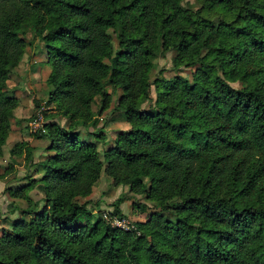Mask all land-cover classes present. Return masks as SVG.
Segmentation results:
<instances>
[{
  "label": "trees",
  "instance_id": "trees-1",
  "mask_svg": "<svg viewBox=\"0 0 264 264\" xmlns=\"http://www.w3.org/2000/svg\"><path fill=\"white\" fill-rule=\"evenodd\" d=\"M195 2L0 0V155L17 104L7 80L28 30L47 48L44 104L54 111L37 132L48 140L39 176L8 188L28 207L5 212L0 264H264V0ZM169 50L173 67L197 64L191 80L151 77ZM108 85L129 128L101 156L92 104L109 106ZM141 96L153 104L141 108ZM23 146L32 161L23 141L11 153ZM102 170L152 203L146 220L92 218L79 198ZM34 186L40 200L27 193ZM111 214L123 217L117 201Z\"/></svg>",
  "mask_w": 264,
  "mask_h": 264
},
{
  "label": "rangeland",
  "instance_id": "rangeland-1",
  "mask_svg": "<svg viewBox=\"0 0 264 264\" xmlns=\"http://www.w3.org/2000/svg\"><path fill=\"white\" fill-rule=\"evenodd\" d=\"M197 5L195 0H189ZM108 33L111 35L114 48L118 45L116 32L113 28H109ZM30 40L20 62L12 68L7 80V91L16 97L17 104L11 117V125L8 136L3 144V152L0 155V233L1 228L6 226L8 221L5 220V212L11 203H15L18 207H28V202L24 198L14 197L9 192V186H17L27 182L30 178H37L39 174L33 170L34 163L40 160L47 152L45 146L48 140L37 135V131H33L30 121L35 118L38 108L43 105L44 113H53V108H48L44 103L47 97L49 85L46 81L50 66L47 63V48L45 42L39 37L33 35L31 30L26 33ZM173 50L160 54L155 59V67L151 72V77L156 75L169 78L174 75H180L188 80L192 79V74L197 64L181 65L179 68L173 67ZM238 82H232V85L238 86ZM108 91L112 92L111 102L109 106L100 109L99 99L93 102L92 108L96 112L99 123L102 124L103 138L98 137V149L101 151L110 146L117 132L129 128V123L125 120L124 114L120 110L113 107L117 102L120 89L113 91L112 86H107ZM151 96L155 98L156 90L152 85ZM138 104L141 108L150 107L153 100H149L143 96L139 97ZM47 120V117H45ZM58 120L62 124L67 123V118L58 115ZM85 133V128H82ZM23 141L32 148V161H28L26 157L25 147L17 154L11 153V147L15 142ZM27 193L33 200H40L43 193L36 187L30 188ZM87 200V207L92 210L95 218L98 213L102 214L106 219L114 225L122 224L125 227L134 221L146 220L149 213L154 210L152 203L146 200L143 195L135 193L129 189L126 184H114L110 176L104 170L97 182L93 185L92 191L85 197L79 198L82 202ZM120 209L123 217L118 214H111L114 208V202ZM146 202L149 206L146 210L136 207V202ZM42 201H39L41 205ZM19 211V209H18ZM17 211L10 214V217L16 216Z\"/></svg>",
  "mask_w": 264,
  "mask_h": 264
},
{
  "label": "built area",
  "instance_id": "built-area-1",
  "mask_svg": "<svg viewBox=\"0 0 264 264\" xmlns=\"http://www.w3.org/2000/svg\"><path fill=\"white\" fill-rule=\"evenodd\" d=\"M42 106L43 105H41L38 108V111H37V114L35 115V118H33L30 121V125L33 128V131H37V132H44L45 131V126H44L45 113H44V108ZM119 225L124 226L122 224H119Z\"/></svg>",
  "mask_w": 264,
  "mask_h": 264
}]
</instances>
